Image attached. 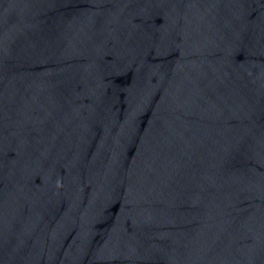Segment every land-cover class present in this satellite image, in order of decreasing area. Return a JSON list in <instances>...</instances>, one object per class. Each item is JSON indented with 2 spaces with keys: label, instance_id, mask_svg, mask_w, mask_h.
Returning a JSON list of instances; mask_svg holds the SVG:
<instances>
[{
  "label": "water",
  "instance_id": "95a60500",
  "mask_svg": "<svg viewBox=\"0 0 264 264\" xmlns=\"http://www.w3.org/2000/svg\"><path fill=\"white\" fill-rule=\"evenodd\" d=\"M0 264H264V0H0Z\"/></svg>",
  "mask_w": 264,
  "mask_h": 264
}]
</instances>
